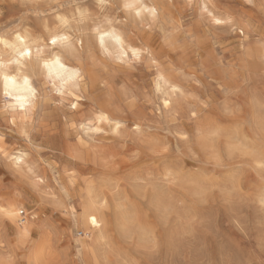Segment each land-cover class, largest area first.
<instances>
[{
    "label": "clouds",
    "instance_id": "9594fccd",
    "mask_svg": "<svg viewBox=\"0 0 264 264\" xmlns=\"http://www.w3.org/2000/svg\"><path fill=\"white\" fill-rule=\"evenodd\" d=\"M0 264H264V0H0Z\"/></svg>",
    "mask_w": 264,
    "mask_h": 264
}]
</instances>
